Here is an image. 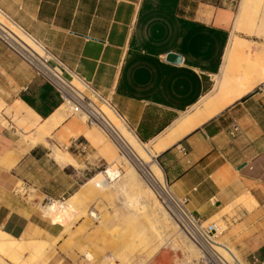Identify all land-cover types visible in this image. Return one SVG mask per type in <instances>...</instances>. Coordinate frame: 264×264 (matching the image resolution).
I'll return each mask as SVG.
<instances>
[{
  "label": "crops",
  "instance_id": "crops-1",
  "mask_svg": "<svg viewBox=\"0 0 264 264\" xmlns=\"http://www.w3.org/2000/svg\"><path fill=\"white\" fill-rule=\"evenodd\" d=\"M228 1L0 0V9L89 82L129 131L149 144L211 91L235 17ZM169 54L180 61L167 62ZM0 102V230L25 246L52 244L63 228L52 225L17 186L22 182L49 195L29 181L27 168L37 166L47 176L40 164L50 159L51 136L55 146L64 143L59 135L71 120L86 129L78 116H67L45 140L48 145L20 153L22 135L31 132L25 128L47 122L62 102L1 42ZM155 160L169 192L188 212L225 226L218 239L239 262L264 264V83Z\"/></svg>",
  "mask_w": 264,
  "mask_h": 264
},
{
  "label": "bare ground",
  "instance_id": "bare-ground-1",
  "mask_svg": "<svg viewBox=\"0 0 264 264\" xmlns=\"http://www.w3.org/2000/svg\"><path fill=\"white\" fill-rule=\"evenodd\" d=\"M252 3L253 0H240L220 74L216 75L218 79L211 92L205 95L193 108L182 114L178 120L154 141L149 144L141 143L122 124V121L117 119L111 109L100 104H97L99 108L98 114L107 123L114 139L123 148L125 152L123 156L117 153L115 145L109 143L108 138L100 129L93 128L82 131L76 120H71L67 125L62 127L59 135L64 143H67L70 139H76L77 136H81L93 147L99 148L102 158L106 160L107 170L93 175L81 188H86L87 186L98 187L103 195L108 194L109 196L121 199L123 201L122 207L127 211V215L124 218L128 217L142 221L143 228L149 229L151 238L158 245L166 243L165 238L167 233H169L171 238L173 237L174 242L178 244V247L187 255L185 263L182 264H193L192 259L200 258V251L179 233L177 226L166 213L165 207L161 205V202L153 191L145 184L127 157L145 167L149 179L158 183V185H163L164 177L155 161L156 155L218 116L235 102L251 93L256 86L264 83V48L254 49L248 45L246 40L239 37V34H242V32L250 35L253 34V30L257 28L258 22L260 26H264V16L255 17L258 13L251 12L253 8ZM0 25L5 26L13 34H18L15 26L11 22H4L1 17ZM262 34L264 36V31ZM256 35H259V33L257 32ZM18 37L26 44L32 46L25 36L20 35ZM230 72H232V75L229 77L228 74ZM2 107L3 103L0 102V109ZM64 109L65 107L61 106L47 122L39 127H35L31 123L25 128L27 131L31 129V132L29 131L28 134L22 135V145L25 147L20 150L21 154L39 143L48 145L45 140L66 119ZM83 119L80 120L82 121L81 123H83ZM20 124L23 125L24 123L20 122ZM50 148L56 164L72 167L73 161L67 153L60 151L56 146H50ZM121 167H124V171L119 170ZM107 179L110 180L111 184L105 182ZM158 189L165 202L169 204L173 203L174 197L170 192L165 191L164 186H160ZM74 199L75 195L65 202L50 199L48 203L40 205V212L52 225L61 226L64 229L63 233L68 232L72 218L77 215H84L76 209ZM86 216L99 220L100 229L106 227V221L100 220L92 211L88 210ZM118 217H121V215ZM87 226L89 224H86L85 228ZM216 244V247H223L218 242ZM21 245L23 244L20 240H16L0 230V250L6 253H14L20 249L19 246ZM35 246L40 245L35 244ZM35 246H33V249L36 248ZM105 250L110 252L109 255H104V253H108ZM118 253V250L113 246H109L100 251L99 258L92 261L95 264H115V262L118 264H145L144 261H138L137 263L128 261ZM51 258L52 256L48 257V255L45 256L44 254L41 261H33L29 264H52L49 263Z\"/></svg>",
  "mask_w": 264,
  "mask_h": 264
},
{
  "label": "rangeland",
  "instance_id": "rangeland-1",
  "mask_svg": "<svg viewBox=\"0 0 264 264\" xmlns=\"http://www.w3.org/2000/svg\"><path fill=\"white\" fill-rule=\"evenodd\" d=\"M227 3L231 6L236 15L240 0H229ZM252 7L253 11L251 10V12L258 13L255 17L264 16V0H253ZM263 31L264 26H260L258 22V26L254 28L253 34L250 35L246 34V32H242V34H239V37L246 40L248 45L254 49L264 48ZM257 32L259 35H256ZM231 73L232 72L228 74L229 77L232 75ZM217 79L218 77L213 78L211 90L216 84ZM64 115L65 117L70 116L66 108L64 109ZM79 119L82 120L80 117ZM83 126L85 129L97 128L86 125L84 119ZM105 136L108 138L109 143H113L116 147L115 139L111 136L108 137L106 134ZM51 140L53 141V145L51 146H55V138L53 135L51 136ZM75 142L76 145L72 146L70 150H65V148L69 146V142L56 146L60 151L70 156L73 161L72 167H64L56 164L52 151H50L49 161L40 164L42 169H46L47 176L41 174L37 166H29L27 168L29 181L33 184L37 183L43 186L42 189L50 193L49 195L45 194V196H43L34 188L35 186H26L22 182L18 183L17 191L22 196L24 195L29 202H36L39 212L40 205L48 203L50 199L65 202L75 195V207L79 213L84 215L73 217L70 221L69 231L62 233L59 239L52 244L44 246L21 245L19 246L20 249L14 253H6L0 250V264H29L33 261H41L44 254L45 256L48 255V257L52 256L49 261V263L52 264H95L92 260L99 258L100 251L109 246H113L118 250V254H120L121 257L123 256L122 258H126V260L135 263L138 261H144L145 264L185 263L187 255L178 247V244L174 242L173 237L171 238L169 233H167L165 238L166 243L158 245L156 241L151 238L149 229L143 228L141 224L142 221L128 217L124 218V216L127 215V211L122 207L123 201L121 199L115 196H109L108 194L103 195L98 188H94L93 186L81 188L93 175L98 172H105L107 170V165L106 160L103 159L100 154L99 148L93 147L82 138H78ZM117 153L122 156L118 149ZM127 159L134 166L145 184H147L148 179L145 167L135 162L130 157H127ZM119 170L124 171V167L119 168ZM75 182L76 185L72 187L69 192L61 197H57V191L61 189L64 190L66 186L70 187ZM155 196L161 202V205H163V198L161 199L156 194ZM163 207L165 206L163 205ZM88 210L96 214L100 220L106 221V227L104 229H100L99 220L86 216ZM166 213L168 214L167 211ZM120 215L121 217H118ZM212 221L220 223L219 220H211L210 222ZM86 224H89V226L85 228ZM220 224L224 230L225 226L222 223ZM179 233L181 232L179 231ZM181 235L184 236L182 233ZM217 242L222 245V241L219 239H217ZM33 246L36 248L33 249ZM105 252H108V250H105ZM232 252L235 256V252L233 250ZM109 253L110 252L104 253V255H109ZM122 254H124L125 257ZM235 257H237V255ZM197 260L198 259H192V263L194 264ZM115 264L118 263L115 262Z\"/></svg>",
  "mask_w": 264,
  "mask_h": 264
},
{
  "label": "built area",
  "instance_id": "built-area-1",
  "mask_svg": "<svg viewBox=\"0 0 264 264\" xmlns=\"http://www.w3.org/2000/svg\"><path fill=\"white\" fill-rule=\"evenodd\" d=\"M0 17L4 22H11L18 33H15V35L8 31L5 26L0 25V42L27 64L37 76L44 78L54 88L61 98L62 106L66 108L70 116H80L84 118L86 125L100 128L108 137L114 138L107 123L99 116L97 106V104L107 106L117 119L123 122L111 104L89 82L53 59L45 48L33 40L1 9ZM20 35L25 36L32 46L20 40L18 37ZM53 61H55V65L51 64ZM237 131L238 128L234 127L233 132ZM115 144L119 153L123 156L125 152L120 143L116 141ZM75 145L76 142L66 147L65 150H70ZM146 175L148 186L158 197L163 198L158 189L160 186H164L165 191L169 193L165 179L163 185H158V183L148 178V173ZM105 182L110 183V180L107 179ZM163 205L178 230L188 242L200 251L201 256L194 264H242L225 246L216 247L217 239L223 233V227L220 223L197 218L184 208L183 202L175 198L171 204L165 202L163 198Z\"/></svg>",
  "mask_w": 264,
  "mask_h": 264
},
{
  "label": "water",
  "instance_id": "water-1",
  "mask_svg": "<svg viewBox=\"0 0 264 264\" xmlns=\"http://www.w3.org/2000/svg\"><path fill=\"white\" fill-rule=\"evenodd\" d=\"M166 61H167V62L174 63V64H177V63L180 61V57L177 56V55H174V54H169V55L166 57Z\"/></svg>",
  "mask_w": 264,
  "mask_h": 264
}]
</instances>
